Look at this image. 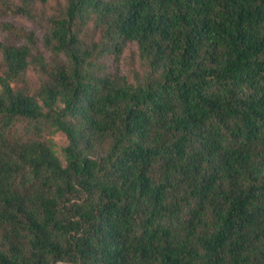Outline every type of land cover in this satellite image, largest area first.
<instances>
[{"label":"trees","instance_id":"1","mask_svg":"<svg viewBox=\"0 0 264 264\" xmlns=\"http://www.w3.org/2000/svg\"><path fill=\"white\" fill-rule=\"evenodd\" d=\"M52 1L48 57L0 40V264H264V0L0 15ZM131 44L133 82L106 63Z\"/></svg>","mask_w":264,"mask_h":264},{"label":"rangeland","instance_id":"2","mask_svg":"<svg viewBox=\"0 0 264 264\" xmlns=\"http://www.w3.org/2000/svg\"><path fill=\"white\" fill-rule=\"evenodd\" d=\"M15 1V0H11ZM60 3L62 0H59ZM63 4V2H62ZM61 5L57 1H52L48 5H36V12L38 14L37 20H31L26 16L23 15H11V14H2L0 15V40L4 43H9V39L12 40V43H23L25 39L22 38H16V37H8L6 31V24L13 25V27H16L18 29H25L27 31H33L35 36L39 39L40 44L39 48L41 49V52L45 54L46 57H48L49 53L46 52L42 46L41 38L47 31L49 17L56 15L57 12L61 9ZM108 65V71L116 77L125 76L130 82H133L135 79L136 74L141 75L143 73L138 56L136 55V46L131 44L128 45L122 55L118 58H114L113 56L109 57L106 61ZM29 78L31 80V83L33 85H38V78L36 74L31 71L29 72ZM20 130V129H18ZM46 138H50L53 140L55 144V150L58 154V156L64 160V153L63 149L67 146L68 140L66 136L59 132L56 134H53L51 136H47ZM62 264V263H59Z\"/></svg>","mask_w":264,"mask_h":264}]
</instances>
